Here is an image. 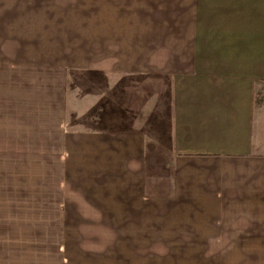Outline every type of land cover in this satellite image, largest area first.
I'll use <instances>...</instances> for the list:
<instances>
[{
	"label": "crops",
	"instance_id": "crops-1",
	"mask_svg": "<svg viewBox=\"0 0 264 264\" xmlns=\"http://www.w3.org/2000/svg\"><path fill=\"white\" fill-rule=\"evenodd\" d=\"M96 8V56L43 60L42 12L62 10L0 0V264H23L27 158L39 188L47 172L113 223L117 252L264 251V0ZM121 74L168 95L123 99Z\"/></svg>",
	"mask_w": 264,
	"mask_h": 264
},
{
	"label": "rangeland",
	"instance_id": "rangeland-1",
	"mask_svg": "<svg viewBox=\"0 0 264 264\" xmlns=\"http://www.w3.org/2000/svg\"><path fill=\"white\" fill-rule=\"evenodd\" d=\"M96 4L97 0H43V9L62 10L42 12L43 60L53 59L57 54L97 55L99 38L106 36L108 39L111 30L97 27ZM127 31L122 30L123 40ZM86 77L97 78L89 74ZM107 82L112 86L115 83L116 89L121 87L123 99L127 95L129 98L130 90L134 97L138 96L144 102L153 101L155 106H161L164 96L168 95V84L156 75L136 78L121 74L115 78L107 77ZM156 114L155 109V121L158 118L155 132L160 133L162 117L160 113ZM31 160L27 158L25 254L24 260L20 259L23 264H264V251L117 252L115 249L120 247L113 244V223L100 221L94 207L80 202L75 204L70 197L69 205L65 206L64 194L60 198L57 190L45 187L47 172H43L39 188L41 183H36L33 172L29 171L33 170ZM67 208L68 214L65 213ZM81 208L86 211H80Z\"/></svg>",
	"mask_w": 264,
	"mask_h": 264
}]
</instances>
